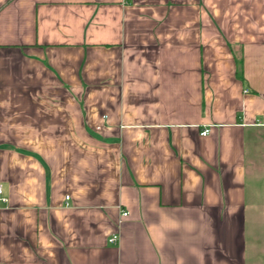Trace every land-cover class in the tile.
I'll return each mask as SVG.
<instances>
[{
  "label": "crops",
  "instance_id": "crops-1",
  "mask_svg": "<svg viewBox=\"0 0 264 264\" xmlns=\"http://www.w3.org/2000/svg\"><path fill=\"white\" fill-rule=\"evenodd\" d=\"M0 186V264H264V0H0Z\"/></svg>",
  "mask_w": 264,
  "mask_h": 264
},
{
  "label": "built area",
  "instance_id": "built-area-1",
  "mask_svg": "<svg viewBox=\"0 0 264 264\" xmlns=\"http://www.w3.org/2000/svg\"><path fill=\"white\" fill-rule=\"evenodd\" d=\"M209 132V130L208 129H205L203 132H202V134L203 135H206L207 133ZM67 199H69V197H67ZM4 202H6V198L5 197H3V195H2V188H1V186H0V206L2 205V203H4ZM128 212H124L123 213V216L125 217V216H128ZM118 241V236L117 235H113L110 239H109V242L110 243H116Z\"/></svg>",
  "mask_w": 264,
  "mask_h": 264
}]
</instances>
